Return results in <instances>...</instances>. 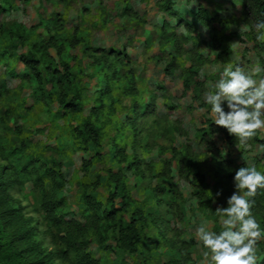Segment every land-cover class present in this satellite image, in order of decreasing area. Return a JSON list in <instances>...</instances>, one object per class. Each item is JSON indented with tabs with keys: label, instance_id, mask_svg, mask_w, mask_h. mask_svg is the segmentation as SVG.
<instances>
[{
	"label": "rangeland",
	"instance_id": "1",
	"mask_svg": "<svg viewBox=\"0 0 264 264\" xmlns=\"http://www.w3.org/2000/svg\"><path fill=\"white\" fill-rule=\"evenodd\" d=\"M169 2L176 16L164 10L166 0H0V46L13 55L9 64L0 65V167L6 165L5 148L17 149L28 134L30 138L25 141L31 148L26 153L41 154L48 166L51 159L62 166L61 189H53L49 177L43 179L48 197L59 201L63 224L58 234L48 226L40 206L42 180L26 175L13 182L10 191L12 207L20 208L25 226L32 230L44 252L56 248L55 236L63 237L68 229L78 227L85 229L78 240L86 247L92 264H210L203 256L206 249L198 239L197 228L205 224L208 231L218 234L223 230L215 211L227 207L239 168L254 166L264 174V144L255 142H264V128L247 146L237 139L229 152L223 135L209 126L214 116L205 101L207 93L217 90L225 68L240 66L257 82L264 79V41L257 40L261 32L255 28L256 19L244 8L243 0ZM199 8L207 17L219 19L212 26L213 34L194 19ZM189 23H193L190 31ZM19 27L33 29L42 44L57 33L68 40L82 37L70 51L74 57L71 72L90 98L85 116H89L95 98L101 96L104 101L98 116V122L104 125L99 147L89 146L85 153L57 149L54 136L58 135L57 127L67 125L66 119L60 114L55 125L48 120L58 110L57 103L46 113V108L35 101L28 80L23 78L27 70L19 61L25 48L4 40L2 30ZM212 35L219 49H213ZM110 52L128 57L133 84L125 66L108 57ZM48 53L58 64L55 51L50 49ZM99 63L118 68L114 86L106 96L95 71ZM256 68L260 69L258 73ZM184 81L189 83L186 92ZM132 85L136 89L134 98L124 92ZM23 105L32 114L34 125L31 132L21 136L14 129L23 125ZM222 106L227 112L226 102ZM203 134L210 136L219 150L217 162L212 160ZM184 149H190L202 168V203L194 195L192 177L181 173L171 159L173 150L180 153ZM121 153L138 157L139 173L119 164ZM86 163L88 171L83 169ZM107 171L122 177L133 211L150 215L141 230L138 228L143 240L135 254L127 253L113 240L102 243L90 221L83 218V195L105 205ZM250 199L255 201L252 215L264 233V189H258ZM115 203L120 206V200ZM129 217L126 214L124 219L128 221ZM158 224L163 225V233L155 240ZM256 257L257 264H264V235L256 243ZM74 260L75 255L69 253L65 261L55 259L52 264H73Z\"/></svg>",
	"mask_w": 264,
	"mask_h": 264
},
{
	"label": "trees",
	"instance_id": "2",
	"mask_svg": "<svg viewBox=\"0 0 264 264\" xmlns=\"http://www.w3.org/2000/svg\"><path fill=\"white\" fill-rule=\"evenodd\" d=\"M166 2L164 10L170 11L171 3L169 0H166ZM243 5L245 9L247 8L252 12L257 22L264 20V0H243ZM205 13L204 10L199 8L194 15V19L208 27L210 33L213 34L215 30L212 26L215 22L219 23V19L217 17L209 18ZM170 14L176 16L175 12L170 11ZM186 25L189 31L192 30L193 23ZM2 32L5 41L17 43L26 50L25 54L19 58V61L27 70V74L23 75V78L28 80L29 88L32 90L35 101L46 108V113H49L48 111H50L53 103H57L58 110L55 113H51V119L48 120L55 125V118L60 114H62L61 118L66 119L67 125L56 126L58 135L54 136V138L57 149L61 151L68 149L73 152L81 151L85 153L89 146L99 147L104 135V125L98 122V116L104 106V101H102L101 96L95 98L89 116H85L84 109L90 98L87 95V90L80 85L71 72L70 64L74 57L70 55V51L74 48V45L79 44L82 37L77 38V40L74 38L68 40L59 37L60 34L57 33V37H48L46 43L42 44L33 29L19 27L5 32L2 30ZM212 41L214 43L213 49H219L220 46L215 35H212ZM50 49L55 51L58 64L55 63L54 58L48 53ZM11 56L13 55H8L5 48L0 46V65L9 64ZM108 57L114 58L116 62L118 61V63H122L125 66L128 70L130 85L133 84L134 77L130 61L125 53L110 52ZM108 65H100L99 63L97 69H95L99 75L100 90L102 95L105 94V96L110 93L111 86H114V77L118 72L116 66L110 63ZM108 70L110 71L108 72ZM47 86H50L49 91L46 90ZM188 87V81H184L183 92H186ZM124 92L127 96L134 98L136 89L132 85L125 89ZM132 103L135 104L134 100ZM134 108V115H136L137 110L136 107ZM22 113L23 125L14 129V132L21 136L25 135V132H31L34 125L31 119L32 114L28 108H24V105ZM209 126L213 131H218L223 135L224 142L230 152L236 145L237 138L229 135L226 129L219 128L214 123ZM29 138L28 134L25 140ZM203 138L212 160L217 162L219 150L214 146L210 136L203 134ZM25 140L20 142L17 149L10 146L5 148L6 165L0 167V264H52L55 259L65 261L69 253L75 255L73 264H92L94 261L91 260L86 252V247H82L78 240L83 238L84 228L75 227L73 228L74 231L68 229L63 237L55 236L54 238H57L56 248L47 253L39 247L32 230L25 226L26 220L21 215L20 208L12 207L10 191L13 182L26 175L35 176L37 181L42 180L39 185L42 196L40 206L45 220L56 234L61 231L63 223L59 212V201H54L48 197L43 185V179L49 177L52 188L61 189L63 186L62 166L52 159L50 160V166H48L49 163L46 165L41 154L26 153L27 149L31 147H28V142ZM255 142L264 144L263 141L259 140H255ZM171 159L177 162L178 170L181 173H187L192 177L195 189L194 195L202 203L204 201L205 178L201 166L191 155L190 149H184L180 153L173 150ZM138 161V157L134 154L129 156L123 153L120 154L119 164H124L128 170H133L137 173H139ZM83 169L88 171L89 163L84 164ZM230 170H233L232 166H230ZM11 177L16 179L13 180ZM106 185L109 191L107 192L108 197L104 206L101 201H97L90 196L83 195L81 197V201L86 207V216L83 218L88 222L90 221L96 231L94 234L102 243L103 241L113 240L127 253L135 254L138 252L139 244L143 240L138 228L141 230L150 215L143 214L140 210L133 211L130 195L126 191L125 182L119 174L107 171ZM116 200H120L119 207L115 203ZM126 214L130 216L128 221L124 219ZM20 225L25 229L20 227ZM155 227L157 230L155 240H157L163 233V225L158 224ZM160 240L164 242L163 239Z\"/></svg>",
	"mask_w": 264,
	"mask_h": 264
},
{
	"label": "clouds",
	"instance_id": "3",
	"mask_svg": "<svg viewBox=\"0 0 264 264\" xmlns=\"http://www.w3.org/2000/svg\"><path fill=\"white\" fill-rule=\"evenodd\" d=\"M255 28L261 32L257 40L264 41V20L257 22ZM216 89L205 96L214 124L247 146L264 128V79L257 82L240 66L225 68ZM225 102L227 112L222 106ZM234 187L227 207L215 211L221 217L223 230L217 234L208 231L205 224L197 228L198 239L206 249L203 256L210 264H257L256 243L264 233L252 215L255 201L250 198L256 196L258 189H264V174L254 166L241 167L235 173Z\"/></svg>",
	"mask_w": 264,
	"mask_h": 264
}]
</instances>
